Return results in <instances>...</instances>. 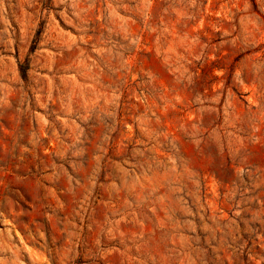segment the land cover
<instances>
[{
  "label": "rangeland",
  "instance_id": "374dc122",
  "mask_svg": "<svg viewBox=\"0 0 264 264\" xmlns=\"http://www.w3.org/2000/svg\"><path fill=\"white\" fill-rule=\"evenodd\" d=\"M0 264H264V0H0Z\"/></svg>",
  "mask_w": 264,
  "mask_h": 264
}]
</instances>
